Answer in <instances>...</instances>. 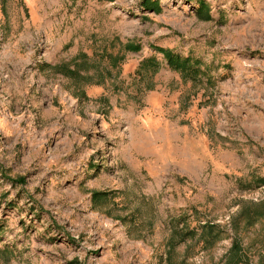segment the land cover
Returning a JSON list of instances; mask_svg holds the SVG:
<instances>
[{"label":"rangeland","instance_id":"374dc122","mask_svg":"<svg viewBox=\"0 0 264 264\" xmlns=\"http://www.w3.org/2000/svg\"><path fill=\"white\" fill-rule=\"evenodd\" d=\"M142 1L0 0V264H264V0Z\"/></svg>","mask_w":264,"mask_h":264},{"label":"trees","instance_id":"16d2710c","mask_svg":"<svg viewBox=\"0 0 264 264\" xmlns=\"http://www.w3.org/2000/svg\"><path fill=\"white\" fill-rule=\"evenodd\" d=\"M110 1V0H108ZM199 5V12L197 17L202 20H210L211 16L207 10V5L201 1L197 0ZM141 6L144 10L148 11H158L160 9L159 5L151 0H143ZM204 11V13H202ZM157 53L161 54L168 68L172 71L178 72L182 78H188L194 82H202V79L206 80V84H210L211 78L208 76V73L201 68V61L194 59L191 56L182 57L178 54H175L170 49H163L159 47L153 48ZM125 50L130 52H136L140 50V47L137 44L129 42L125 45ZM146 69H151L152 73H155L159 69L158 62L153 58L144 59L138 67L137 73L141 76L142 72ZM64 73L74 75L72 70H69L66 66L60 68ZM203 83V82H202ZM102 193H93L92 201L95 202L101 199ZM237 217H243L247 226H252L260 218L264 217V211L255 210L252 208H242ZM238 222H235V218L231 221L232 230L234 233V239L231 244L230 249L226 253L224 264H241L243 262V251L241 249L237 232H238ZM201 232L199 234V239L203 241L204 246L211 248L216 242L223 238L224 231L217 225L210 223L204 224L201 227ZM196 232L194 229H178L176 227L172 228L171 235L167 241L168 250H171L173 246L180 242H186L188 238L194 239ZM176 240H178L176 242ZM169 246H172L171 248ZM203 246V247H204ZM204 247V248H205Z\"/></svg>","mask_w":264,"mask_h":264}]
</instances>
